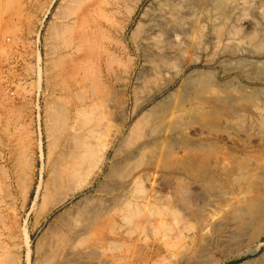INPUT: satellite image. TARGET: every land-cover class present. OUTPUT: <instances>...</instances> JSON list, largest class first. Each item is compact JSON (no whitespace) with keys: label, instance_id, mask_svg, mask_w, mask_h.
Instances as JSON below:
<instances>
[{"label":"rangeland","instance_id":"374dc122","mask_svg":"<svg viewBox=\"0 0 264 264\" xmlns=\"http://www.w3.org/2000/svg\"><path fill=\"white\" fill-rule=\"evenodd\" d=\"M73 1L74 0H0V219L3 217L7 218L4 219V221L2 220L6 226H3L0 220V225L2 227L0 228V236L3 235L1 237L2 239L0 238V264H28L27 248L23 233L25 226L31 232V249H33V251L30 264H36L37 260L45 263L44 253H37V242L43 237V234H46L47 229H52L50 225L53 224L58 214L63 212L66 208H69L73 203L81 200V198L85 197L87 194L98 195L95 201H98L99 199L97 198H100V202H103L105 205L110 206L113 204L112 206H123V204H130V208L134 210L138 204L143 202V198H146V196L152 192H154V194L155 192H157L156 194H160L158 196L162 194V196L172 198L164 201V204L159 203L154 207L155 210H157L156 207L159 205H163L161 207L162 209L165 207V211L163 210L161 216H153L154 218L147 217L150 221H148L145 216H142L139 217L140 219H135V227L133 224L128 227L134 231L133 233L131 230L132 237L129 239L132 238L136 240H116L114 243L115 245L110 247L111 252L108 249V255H106V257L99 256L96 258L95 255L93 256L95 258L80 259V261H74L73 264H95V262H98L96 264H100L112 258H119V264H156V262L157 264H159L158 262H161L160 264H163V262L164 264H264V229L260 232L258 237H255L256 239L252 236L254 227H251V230L250 228L244 229L245 231L237 234L234 223L220 222L223 221L225 217L224 210L226 207H222V205L218 204H216L218 209L216 207L212 208L213 211H216L214 216L215 224H206L208 228L203 226L205 224L200 226L192 217V219L190 218L186 209L177 204L173 197L175 195L170 196L172 193H177L175 190L176 188H172L168 183V177L164 176L166 174L162 171L161 166L155 168L150 167L147 164L148 158H144L143 161L139 159L140 157L132 158L133 151L137 150L140 145L145 142H153L157 138L160 139L163 137L166 140H164L163 143L166 146H170L174 152L175 157L173 158L184 155L187 144L192 147H198L200 144L202 145L209 141L216 147L213 148V154L217 155L221 162L229 163L232 156L224 153L231 152L235 155L237 153L235 151L244 146L241 142L235 144L234 141L232 142L227 139L226 134L209 133L198 127L187 129L186 126H181L183 129L179 128L166 135L162 134L159 130L151 131L148 128L149 126L144 123L146 122L144 114L155 104L162 106L168 104L173 99V97L169 98L170 94L178 90L180 91V89L181 95L185 96V98L189 94L186 98L187 100H189V97L192 98V91L190 87L187 86L190 84L188 83V81H190L189 78H197L202 70L204 73H208L209 76H212L210 77L213 85L217 86L219 89L238 87L237 89L241 90L242 93L257 96L259 99L257 104L263 105L264 107V53L254 55H252V52L248 51H244L245 53L238 52V54L235 55H231L229 52L223 53V45L230 44L229 41L231 40L224 39L223 43L219 46L216 44L215 40L212 41L213 43L211 42V35L208 34L209 37L207 35L203 39V43H207L204 44V47L201 45L200 48H195L191 52L192 54L190 53L189 57L186 56L185 60L181 59L182 61L177 60L175 61L177 63L174 62L177 68L179 67V61L181 64L183 62L182 65H185L186 68L185 71L176 78L175 82L172 83L173 85L170 84L169 87L166 88L171 78V73L166 72L167 74L164 73L165 75H157V78L152 77V81L147 84L146 88H141L142 91L140 89L134 91L136 85L134 83L138 77L136 74H139L138 71L142 70L145 63L144 53L135 51L138 50V45L137 39L133 37L134 31L137 30L140 23H144L153 5L163 4V1H165L164 3H173L174 1L175 4H179V2L181 4L183 0H177V2L176 0H136V2L135 0H106L108 4L105 0H101V7L99 5L100 0L89 1L90 4H87V2L83 3V5L74 4ZM255 2L259 13L258 11H256L257 13L255 12V14L251 12V16L247 15L241 17L245 21L240 18V21L234 18L237 22L233 21L232 24L237 27H243L242 31L249 32L254 30L253 22L264 25V0H257ZM190 6L194 7L195 10L199 8L196 2H193ZM98 8L100 12L96 11ZM85 9L89 10L91 13L89 12L87 20L81 26V23L76 21L75 23L74 20H76V17L82 14ZM101 11L104 13L102 14ZM260 12L263 15L260 14ZM97 14L101 15V17ZM93 15L96 17L95 22H93L95 20ZM98 16L99 18H97ZM247 20L252 24L246 22ZM91 23L93 24L91 25ZM78 27L81 30H79L80 32L78 31ZM78 32L81 35H79ZM72 33L75 38L72 36ZM77 33L83 40H81L79 36V38L77 37ZM86 33L90 35L88 36ZM55 34L59 36L57 37ZM82 34L85 37V44H88L87 48L89 49V45H93H91L92 48H90V50L86 49V46L83 47L85 49L81 48L83 52L80 50V47L85 45L82 43L84 42ZM90 36L92 37L91 43ZM96 37H98L99 41H96ZM135 39L136 43H134ZM79 40H81L82 44L80 42L78 43ZM73 44H75V46ZM95 48L96 50H100V52L96 51ZM86 50L88 54L84 56ZM101 50L107 54L105 55ZM89 51H91V53H89ZM91 54L93 58L94 56L96 58L93 59ZM113 55H115V57H113ZM86 58L91 60H89V64L86 62ZM107 61H111L110 63L113 67ZM235 61L237 62L235 63ZM256 62L259 66H257ZM76 63H80L79 67L76 66ZM106 64L109 66L106 67ZM174 65H172V67ZM237 66H239V68ZM175 69L174 67L171 68L172 71ZM71 74L74 77H72ZM86 81H88V84ZM153 81H155L154 84ZM149 84L152 85L148 87ZM70 85H73V88L70 87ZM89 85L92 86L93 90L98 88L99 92L97 91V93L94 94ZM223 85L225 87H223ZM185 86L189 87V89H184ZM88 87H90L92 93H90L91 90H89ZM116 87L120 89H115ZM74 88H76L77 91H75ZM79 92L82 93L80 94ZM116 92L118 93L116 94L117 96H110ZM98 93L100 95H98ZM91 94L95 96L92 95L93 98L89 97ZM69 96L75 99L73 100ZM90 100H94L91 101V103L94 104L97 101L95 104L96 106L94 104L92 105ZM114 100L118 101L116 102ZM100 101L102 103L109 101V104L106 102V104L104 103V105H102L98 103ZM120 101L122 104L119 103ZM111 104L112 106H110ZM115 105L117 111L114 109ZM141 105L142 107L138 113L134 114L136 108ZM88 106L94 108H89ZM186 107L189 108L188 102ZM121 120L126 121L128 128L132 126L134 122L142 120L139 123V127L142 131L139 132L135 141H130L126 138L127 136L125 135H128V128L124 130V134L119 131ZM254 142L255 139L253 140V147L248 149L249 156L251 158H258L257 147ZM74 160L80 164L79 168L81 174H83V178L88 177L87 179H89L94 176V185L76 197L75 200L55 210L49 215L47 220L43 222L40 228L34 229V215L41 208L43 204L42 201L44 200L42 194H44L46 189L52 187L54 179L61 176L65 169L70 166L71 163L75 162ZM118 160L119 163H117ZM113 168L123 169L127 171V173L124 175H113ZM88 174L89 176H87ZM49 175L51 180L49 179ZM163 177H165V179ZM28 186H32L31 196H29L25 204V188ZM110 199L112 200L110 201ZM170 200H172V202ZM168 203L170 204L168 205ZM216 216H219L218 219L215 218ZM219 222L222 223L220 228L217 224ZM136 223H138V226ZM216 226L218 228H216ZM3 227H5V230ZM202 227H205V229ZM49 232L50 231H48V233ZM165 234H167L168 237L164 236ZM8 235L9 238L11 235L12 239L5 237ZM226 237L228 238L226 239ZM234 237L236 239H234ZM248 237L250 238L248 239ZM5 239L9 240L6 241ZM44 242L45 239H43L42 243ZM6 245L8 246L6 247ZM114 246L116 248L118 247V249L116 250ZM162 258L165 260L163 259L162 261ZM169 258H171V261ZM166 259L169 260L166 261Z\"/></svg>","mask_w":264,"mask_h":264},{"label":"bare ground","instance_id":"6f19581e","mask_svg":"<svg viewBox=\"0 0 264 264\" xmlns=\"http://www.w3.org/2000/svg\"><path fill=\"white\" fill-rule=\"evenodd\" d=\"M70 1H72V0H70ZM89 1H93V0H74L73 3L74 4L76 3L78 5H81V4L83 5V3H87V2H88L87 4H90ZM102 1L101 0L99 1L100 7H101ZM255 1H257V0H183V2H181V4H180V2H179V4H175L174 1H173V3L172 2L164 3L165 1H163V4H159V5L157 4L156 6L153 5L154 7L152 6V8H150L151 10L148 12L147 18H146V20H144V23H140L137 30H135L133 33V37L137 39V45H138V50H135V51L143 52L144 53V61H145L144 65H143L144 67L142 68V70L138 71L139 74H136L138 77H137V80H135L136 82L134 83V84H136L134 91L135 90L137 91L138 89L141 90V88L142 89L146 88L147 84L152 81V77L157 78V75L161 76V74L163 75L166 72H170L171 78L169 79L168 85L166 87V88H168L169 85L174 83L176 78L178 76H180L185 71L186 66L182 65L183 62L181 64L180 61H182L183 59L185 60L186 56L189 57L190 53L195 48H200L201 45L204 47V44H207V43H203L204 42L203 39L208 34L211 35L210 36L212 39L211 42L213 40H215L216 44H218L219 46L221 43H223L224 39L231 40V41H229L230 44H225V46L223 45V49H222L223 53L229 52L231 55H235V54H238V52H244V51L245 52L246 51L252 52V55L264 53V25L257 23V22H253L255 27L253 25H251V26H253L254 30L252 29L253 31L249 32V31H242L243 27L240 26L241 27L240 28L239 26L237 27L236 25L232 24L233 21H236V20H234V18L235 19L237 18L239 20V18L243 19L241 17H245L247 15L251 16V14H250L251 12H253L255 14V12L258 11V13H259V10H257V5H256ZM105 2H106V0H105ZM135 2H136V0H135ZM176 2H177V0H176ZM193 2H196L197 5L199 6V8L197 10H195L194 7L190 6V5H192ZM23 6H25V5H23ZM96 11L100 12L99 8ZM89 12H90L89 10L85 9L82 14H80L78 17H76V20H74V22L76 21L78 23H81L80 25L82 26L83 23L87 20ZM103 13L104 12H102V14ZM93 14H94V12H93ZM260 14H262V13L260 12ZM97 15H99V14H97ZM99 16L101 17V15H99ZM99 16L97 18H99ZM61 18H63V17H61ZM247 18H249V17H247ZM253 18H254V16H253ZM90 20H88V21H90ZM95 21H96V17H95V20L93 22H95ZM74 22H73V25H74ZM246 22H248V20ZM248 23L252 24L250 22H248ZM92 24L93 23H91V25ZM245 24H247V23H245ZM115 25H116V23H115ZM245 27H246V25H245ZM79 30H80V28L78 29V31ZM103 32H105V31H103ZM78 33H77V37L79 35H81L80 33L78 35ZM86 34H88V33H86ZM89 35L90 34H88V36ZM72 36L74 37L73 33H72ZM82 36H83V34H82ZM96 36H97V34H96ZM208 37H209V35H208ZM208 37H207V39L209 40ZM103 38H105V37H103ZM90 39H91L90 40V43H91L92 37ZM93 39H94V37H93ZM95 39L97 41L98 37H96ZM136 39L134 40V43H136ZM81 40H83V39L81 38ZM81 40H79L78 43L79 42L81 43ZM82 43L85 44V37H84V42H82ZM96 44H94V45H96ZM73 45L75 46V44H73ZM91 45H89L90 48H92V46H93V45L92 46ZM79 46H81V45H79ZM85 46H86V49H88L87 48L88 44L86 43L84 46L80 47V50L82 52H83V50L81 48H83ZM67 47H69V46H67ZM100 47H102V46H100ZM90 48L88 50H90ZM83 49H85V48H83ZM201 49H202V47H201ZM95 50H96V48H95ZM222 50H221V52H222ZM60 51H61V49H60ZM81 51H80V53H81ZM91 51H89V53H91ZM96 51L100 52V50H98V49ZM85 52L86 53L84 56H86V54H88L87 50ZM101 52L104 53L105 55L107 54V53L103 52L102 50H101ZM92 54H91V56H92ZM249 55H251V54H249ZM71 56H73V55H71ZM88 56H90V55H88ZM97 56H98V54H97ZM138 56H139V54H138ZM90 57H87V58H90ZM103 57H104V55H103ZM113 57H115V55H113ZM92 58H93V56H92ZM94 58H96V57L94 56ZM89 60L87 59L86 62L88 63ZM98 60H99V58H98ZM98 60H97V62H98ZM100 60H102V59H100ZM109 60H111V59H109ZM116 60H115V62H116ZM177 60H180L178 62V64H179L178 68H177V65H174V62ZM83 62H85V61H83ZM86 62H85V64H86ZM107 62H109V61H107ZM236 62L237 61H235V63ZM93 63H94V61H93ZM175 63H177V62H175ZM79 64L80 63H78V64L76 63V66L79 67ZM256 64H257V62H256ZM81 65H80V67H81ZM109 65L106 64V67ZM172 65H174L173 66L174 69L175 68H177V69L172 71L171 70V68H173ZM241 65H242V63H241ZM87 66H89V65H87ZM111 66L113 67L112 64H111ZM257 66H259V65L257 64ZM237 67L239 68V66H237ZM71 68H72V66H71ZM83 68H84V66H83ZM105 69H107V68H105ZM75 70H76V68H75ZM78 70H80V69H78ZM85 70H87V69H85ZM263 70H261V71H263ZM68 73H69V71H68ZM72 74H71V76H72ZM85 74H86V72H85ZM196 74H197V72H196ZM69 75H70V73H69ZM74 75H76V74H74ZM210 76L208 73H204V71L202 70L199 73L197 78H194V79L189 78L190 81H188V83H190V84L187 86H189L190 90L192 91V98L189 97L188 98L189 100L186 99L189 94L186 96V98H185V96H182L180 93L181 89H180V91L178 90L177 92L170 94L169 98L173 97V99L168 104H166L164 106L159 105V104H155L151 109L148 110L147 113L145 112L146 114H144V119L146 122H144V123L149 126L148 128L151 131L159 130L162 134H165V135L171 131L174 132L175 130L182 128L181 126H186L187 129L198 127L200 129L208 131L209 133L215 132L217 134H220V133L226 134L228 140H230L232 142L234 141L235 144H237L238 142H241L244 145L241 147V149H237L235 151V152H237L236 153L237 155L236 154L234 155L231 152L224 153L226 155L232 156V159H231V161H229V163H225V162L223 163L220 161V159L217 157V155L213 154V148H216V147H214V144L207 141V143H203L202 145L200 144L198 147H192L189 144H187V146L185 147V154L182 155L181 157L173 158V157H175L173 150L171 149L170 146H166L163 143V141L165 139L160 136L161 137L160 139L157 138L156 140L154 139L155 141H153V142H145L142 145H140L139 147L137 146L138 147L137 150L133 151L132 158H135V157L139 158L140 157L139 159H142V161L144 158H148L147 164L150 167L155 168V167L161 166L162 171L166 174L164 176L168 177V183L171 185L172 188H174V187L176 188L175 190L177 193H175V194L169 193L170 196L175 195L173 197L176 200L177 204H179L182 208L186 209L188 211V214L190 215V218L192 217L200 226H202L203 224H205L203 226H206V224L207 225L215 224L214 216H215L216 211H213L212 208L213 207L215 208L216 204H218V205H222V207H226V209L224 210L225 211V217H224L223 221H220V222L234 223L236 226L237 234H240L243 231H245L244 229L250 228V230H251V227H254V231L253 232L251 231V232H252L253 238L256 239L255 237H258V235H260V232L264 229V107H263V105L257 104V101H259L257 96L247 95L245 93H242L241 90L237 89L238 87L233 88L230 86L231 88H227L228 87L227 86L226 87L227 89H219L217 86L213 85L212 79H211L212 76L211 77ZM72 77H74V76H72ZM74 79H76V78H74ZM118 80H120V79H118ZM256 80H258V79H256ZM76 81H77V79H76ZM77 82H79V81H77ZM87 82L88 81H86V83ZM113 82H114V80H113ZM154 82L155 81H153V84H154ZM151 85L152 84H149L148 87ZM184 85H186V84H184ZM74 86H75V84H74ZM89 86L92 89V86L91 85H89ZM187 86H185L184 89L185 88L189 89V87H187ZM70 87L73 88V85H70ZM70 87H69V89H70ZM90 87H88L89 90H91ZM93 87H94V85H93ZM223 87H225V86L223 85ZM117 88H119V87H116L115 89H117ZM74 90L77 91L76 88H74ZM92 90L90 93H92ZM129 90H131V89H129ZM79 91H80V89H79ZM97 91H98V88H95L93 90V93L96 94ZM188 92H190V91H188ZM79 93L81 94L82 92H79ZM121 93H123V92H121ZM70 94H72V93H70ZM94 94H91V96H89V97L93 98V96H95ZM116 94H118V93L117 92L113 93L110 96H113V95L115 96ZM98 95H100V94L98 93ZM67 99H68V97H67ZM71 99L74 100L75 98H71ZM192 100H193V102H192ZM91 101H94V100H90V103H91ZM114 101L117 102L118 100H114ZM121 101L119 103H121ZM167 101H169V100H167ZM106 102H108V104H109V101H106ZM106 102H104V103L106 104ZM187 102L189 104V108L186 107ZM96 103H97V101H96ZM98 103L104 105V103H102L101 101ZM158 103H160V102H158ZM91 104L93 105L94 103H91ZM142 105L138 106L136 108V111L134 112V114L138 113V111L141 109ZM83 106H85V105H83ZM110 106H112V104ZM122 106H124V105H122ZM91 107H89V108H91ZM92 108H94V107H92ZM99 108H100V105H99ZM116 108L117 107L115 105L114 109L116 110ZM76 109H77V107H76ZM122 110H124V109H122ZM85 111H86V109H85ZM122 112H120V113H122ZM117 115H119V114H117ZM117 118L119 119L118 116H117ZM148 118H149V120H148ZM122 120H121V124H120V130L119 129L118 130L123 133L124 130L128 127H127L126 121H122ZM126 120H127V118H126ZM140 121H142V120H138L137 122H134V124L128 128V133H127L128 135H125V136H127L126 138H128V140L135 141V139H137L139 132L142 131L141 128L139 127ZM121 132H120V134H121ZM117 135H119V134H117ZM159 135H161V134H159ZM55 137H56V135H55ZM121 138L123 139L122 136H121ZM254 139H255L254 143H256L255 146L257 147L258 158L257 157L251 158L249 156V150L248 149L253 147L252 144H253ZM87 151H86V153H87ZM134 152H136V153H134ZM116 153H117V151H116ZM129 156H131V155H129ZM128 160H130V159H128ZM227 160H230V159H227ZM76 161H77V159H76ZM76 161L71 163L70 166H68L65 169L64 173L62 172L63 174L61 176L55 178L54 181L52 180L53 184L48 180L52 184V187L51 188L47 187L48 189H46V190L44 188L45 191H44V194H42L43 195L42 198L44 199L42 201L43 204H42L41 208L34 215V226H33L34 229L40 228V226H42L43 222L46 221L47 218L49 217V215L51 213H53L55 210H58L60 207L65 206L68 202L75 200L76 197H78L80 194L84 193L86 190L90 189L94 185V182H95L94 176H93V178H89V179H87L88 177H86V176H85L86 178H83L82 177L83 174H81V170L79 168L80 164L77 163ZM125 161H127V160H125ZM117 163H119V160ZM123 165H124V163H123ZM61 168H63V167H61ZM125 168H127V167H125ZM110 169H111V167H110ZM124 171L125 170H123V169L113 168L112 174L113 175H124L125 173H127V171H125V172ZM93 173L96 174L95 172H93ZM87 176H89V174ZM91 177H92V175H91ZM50 178L51 177L49 175V179ZM163 178L165 179V177H163ZM44 185H46V184H44ZM191 186H195V187H191ZM31 188H32V186L31 187L28 186L25 188L26 189L25 190L26 191L25 198H24L25 204L27 203L29 196H31L30 195L31 194ZM162 190H164V189H162ZM175 190H173V191H175ZM41 191H43V190H41ZM128 191H126V192H128ZM164 191H166V190H164ZM156 193L157 192H155V194H154V192H152L149 195H147L146 198L142 197L143 202L138 204V206L134 210H132L130 208V206H131L130 204H126V205L123 204V206L125 205L124 207L118 206V205L112 206L113 204L109 206V205H105L103 202H100V198H97L99 200L95 201V198L98 197V195H96V196L94 194L85 195V197L81 198V200H79L76 203H73L69 208H66L63 212H61L60 214H58L56 216L53 224L50 225L52 229L51 230L47 229L46 234H43V237L40 238L39 241L37 242L38 243L37 253L38 254H39V252L44 253V258L46 260L45 263L43 262L44 264H49V263L73 264L74 261H80V259L95 258V257H93L95 255H96V258H98L99 256L100 257H103V256L106 257V255H108V253H107L108 249L111 252L110 247L115 245L114 243L116 240H130V241L136 240V239H132V238L129 239L130 237H132L131 230L133 231V229L128 228L132 224L135 227L134 222L136 221L135 220L136 218L138 219L139 217L145 216L146 219L148 220V218H152L153 216H159V215L161 216V213L163 212V210L165 211V209H164L165 207L163 209L161 208L163 205H159L158 207H156L157 210H155L154 207L157 206V204H159V203L164 204L165 203L164 201H167L168 199H171L172 197L169 196L170 198H168V196H162V194H161V196H158L160 194H156ZM144 197H145V195H144ZM111 200L112 199H110V201ZM101 201H102V198H101ZM170 201L172 202V200H170ZM0 202H1V200H0ZM128 203H130V202H128ZM169 204L170 203H168V205ZM219 208H220V206H219ZM219 211H221V210H219ZM172 213H173V211H172ZM220 214H221V212H220ZM2 216H4V215H2ZM221 216H222V214H221ZM218 217L216 216L215 218L218 219ZM4 219H7V218L3 217L0 220H1V223H3V226H6V224L3 222ZM176 219H178V218H176ZM144 220H145V218H144ZM148 221H150V219ZM220 222L217 223L219 225V228H220V226H222V223H220ZM136 224L138 226V223H136ZM0 228H2L1 225H0ZM3 228L5 230V227H3ZM159 228H160V226H159ZM202 228L205 229V227H202ZM206 228H208V227L206 226ZM216 228H218V227L216 226ZM6 230H9V229H6ZM48 231H50V232L48 233ZM23 233H24V238H25V240H24L25 245L27 248V261H28L27 263L30 264L31 254L33 251V249H31V247H32L31 232L25 226ZM133 233H134V231H133ZM181 233H183V232H181ZM4 234H6V233H4ZM229 234H231V233H229ZM11 235H10V238H11ZM2 236H0V238ZM164 236L168 237L167 234H165ZM5 237L9 238V235L5 236ZM12 237H14V236H12ZM227 238L228 237H226V239ZM240 238H243V237H240ZM249 238L250 237H248V239ZM43 239H45L44 243H42ZM234 239H236V238L234 237ZM5 240L8 241L7 239H5ZM242 240H244V239H242ZM229 242H231V241H229ZM1 244H2V242H1ZM7 246L8 245H6V247ZM4 249H5V247H4ZM117 249H118V247L116 248V250ZM35 253H36V251H35ZM164 258H162V261ZM118 259L112 258L109 260H105V262L103 261L100 264H119ZM169 259L171 261V258H169ZM168 260L166 259V261H168ZM43 263L39 262L38 260L36 262V264H43ZM96 263H98V262H95V264ZM158 263L160 264L161 262H158ZM156 264H157V262H156ZM163 264H164V262H163ZM170 264H172V263H170Z\"/></svg>","mask_w":264,"mask_h":264}]
</instances>
